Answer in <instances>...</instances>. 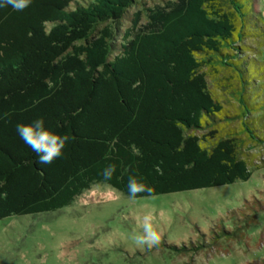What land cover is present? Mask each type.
<instances>
[{
  "label": "trees",
  "instance_id": "trees-1",
  "mask_svg": "<svg viewBox=\"0 0 264 264\" xmlns=\"http://www.w3.org/2000/svg\"><path fill=\"white\" fill-rule=\"evenodd\" d=\"M147 1L0 8V220L54 212L97 184L129 197V177L154 189L136 199L249 180L240 136L264 141V114L255 115L264 111L258 0ZM225 72L235 113L208 85L220 74L225 87ZM38 117L72 137L46 166L16 133ZM110 164L116 171L105 182ZM238 228L213 239L236 238Z\"/></svg>",
  "mask_w": 264,
  "mask_h": 264
},
{
  "label": "rangeland",
  "instance_id": "rangeland-1",
  "mask_svg": "<svg viewBox=\"0 0 264 264\" xmlns=\"http://www.w3.org/2000/svg\"><path fill=\"white\" fill-rule=\"evenodd\" d=\"M138 8L125 13L122 28ZM257 8L264 22V0H258ZM257 59L264 63V47ZM224 74L225 87L219 86L220 74L210 75L208 85L225 108L235 113L240 102L233 95L234 81ZM240 138L251 171L248 181L138 199L105 184L93 185L62 209L0 220V264H261L264 141L245 134ZM248 203H254L255 209ZM245 213L251 214L247 224L238 221ZM145 216L151 217L160 235L152 247L136 243V237L143 234ZM238 226L236 238L213 239L216 232ZM199 244L204 247L194 251Z\"/></svg>",
  "mask_w": 264,
  "mask_h": 264
},
{
  "label": "clouds",
  "instance_id": "clouds-1",
  "mask_svg": "<svg viewBox=\"0 0 264 264\" xmlns=\"http://www.w3.org/2000/svg\"><path fill=\"white\" fill-rule=\"evenodd\" d=\"M32 0H0V8L10 6L13 10L23 11ZM16 133L19 138L36 154V163L50 165L63 155L65 146L72 139L67 133H57L46 125L43 117H38L29 123H18ZM116 171L115 165H108L102 169L100 175L105 182L110 181ZM127 191L130 198L135 199L139 193H153L152 186L147 185L136 177H129ZM143 234L136 237L139 245L155 246L160 241V235L151 223V217L145 216Z\"/></svg>",
  "mask_w": 264,
  "mask_h": 264
}]
</instances>
